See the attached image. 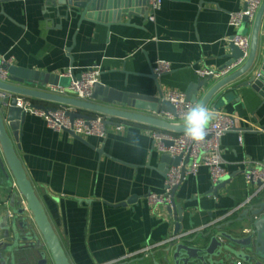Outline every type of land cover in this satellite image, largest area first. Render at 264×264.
Wrapping results in <instances>:
<instances>
[{
	"label": "crops",
	"instance_id": "1",
	"mask_svg": "<svg viewBox=\"0 0 264 264\" xmlns=\"http://www.w3.org/2000/svg\"><path fill=\"white\" fill-rule=\"evenodd\" d=\"M245 6L244 0H163L155 21L142 15L106 27L90 20L79 23L75 14L63 17V10L59 16L46 0H0V65L5 61L56 74L63 89L73 76L94 68L106 87L153 95L157 85L150 76L157 62L166 60L173 69L158 77L161 91L164 96L186 94L202 79L197 70L230 64L235 34L251 36L253 23L229 24V14ZM138 8L147 14L144 1ZM33 101L50 109L61 106ZM209 109L215 117L219 112L233 116L241 128L264 126V98L249 87L237 89L225 106ZM108 120L105 138L80 136L84 141L52 130L32 114L22 126L19 157L71 264H163L169 239L225 221L219 219L255 190L243 171L249 160L264 163V133L248 130L240 141L237 132H229L221 141L228 183L215 195L208 167L187 176L175 196L185 210L176 235V215L168 205L147 199L150 193H164L168 172L152 135L156 127ZM5 184L0 166V238L12 214ZM260 195L264 191L255 197ZM148 246L153 248L147 256L131 255ZM0 264L6 263L0 258Z\"/></svg>",
	"mask_w": 264,
	"mask_h": 264
},
{
	"label": "water",
	"instance_id": "2",
	"mask_svg": "<svg viewBox=\"0 0 264 264\" xmlns=\"http://www.w3.org/2000/svg\"><path fill=\"white\" fill-rule=\"evenodd\" d=\"M143 1L148 6V0H46V3L57 9L59 16L63 10V17L78 15L79 23L90 20L110 27L111 24L121 23L123 18L131 20L134 16L142 15L148 18V12L146 14L138 8ZM263 18L264 0L253 22L250 53L246 63L220 80L209 76L190 84L185 94L186 102H202L208 108L219 109L231 100L237 89L243 87L253 89L264 98V36L261 34ZM244 21L245 24L248 23V18L245 17ZM230 49L231 62L241 57V51L232 41ZM2 67L8 71L10 82H0V90L13 95L7 107H0V166L6 178V184L2 188L9 194L8 206L12 214L5 234L0 238V258L6 264H71L18 154L22 126L28 113L17 106L15 96L73 107L75 111L68 112L71 120H89L103 115L107 117L106 125L111 123L108 120L111 117L175 133H184L183 123L172 124L145 114L146 111H165L176 115L175 107L165 98L158 85V76L154 73L150 77L156 82L157 94L122 92L96 82L92 100L82 101L46 90L47 87L60 86V77L56 74L7 63ZM80 78L81 76H73V80ZM239 79L242 82L232 86ZM34 107L45 109L36 104ZM67 132L84 141L74 132ZM181 159V156L172 158L162 155V162L168 165V169L171 165H178ZM188 162L189 158L185 160V164ZM229 178L221 179L211 192L217 195ZM180 186L172 190V204L168 206L176 215V235L182 229L180 222L185 211L175 199ZM168 244L164 250L163 264H264V195L255 197L225 221L182 235Z\"/></svg>",
	"mask_w": 264,
	"mask_h": 264
},
{
	"label": "built area",
	"instance_id": "3",
	"mask_svg": "<svg viewBox=\"0 0 264 264\" xmlns=\"http://www.w3.org/2000/svg\"><path fill=\"white\" fill-rule=\"evenodd\" d=\"M246 6L243 10L231 12L229 14V24L233 27L240 28L244 23L245 17L248 18V23H253L256 14L262 4L263 0H244ZM163 0H148V19L155 21L157 12L162 6ZM241 51L242 55L234 60L224 68L214 70H197L200 78L212 76L214 79L220 80L232 74L237 69L241 68L247 61L251 47V36L248 33H237L231 40ZM5 61L2 62V65ZM172 65L166 60H159L153 69V73L158 77L172 71ZM71 75V73H69ZM100 72L98 69L91 68L85 70L81 74L79 80H73L68 89L59 87H50L49 92L66 96L68 93L74 95L78 100L91 101L93 95V88L96 82L99 81ZM0 82L8 83L9 73L0 65ZM13 98L12 93L0 90V107L5 108L8 106L9 101ZM17 106L28 114L42 118L47 126L54 131H72L79 136H96L105 138L107 128L105 121L107 117L97 115L94 119L75 118L71 120L68 112L75 111L73 107H66L64 105L58 108H45L38 109L34 107L32 99L15 96ZM165 98L173 104L176 109V115L167 113L165 111H146L145 114L154 118L166 121L172 124L183 123L182 115L186 107L191 102H186V95L180 91H171ZM248 130H255L264 133V126L255 128H241L238 120L233 116L219 112L215 119L209 125L208 134L203 142L194 143L186 139L184 133H175L171 130L155 128L153 130V138L156 142L158 153L162 155H169L172 158L181 156L182 159L178 165H171L168 169L165 180V191L162 194L150 193L147 196L149 202L154 204H172V190L181 185L187 176L196 174L201 166H206L210 170L211 180L213 185H217L221 179L229 176L228 170L225 168V162L222 157L221 141L222 137L229 132H237L239 140H242V134ZM189 158V162L185 164V160ZM244 178L247 184L254 185L255 190L251 196L239 205L235 210L224 214L219 220H224L230 217L235 211L242 209L245 205L249 204L252 199L264 191V163L249 160L245 163ZM23 205L26 207L25 202ZM178 236L169 239L174 241ZM162 245V244H161ZM152 246H148L131 255L143 254L147 256Z\"/></svg>",
	"mask_w": 264,
	"mask_h": 264
},
{
	"label": "clouds",
	"instance_id": "4",
	"mask_svg": "<svg viewBox=\"0 0 264 264\" xmlns=\"http://www.w3.org/2000/svg\"><path fill=\"white\" fill-rule=\"evenodd\" d=\"M214 118L215 113L202 102L190 103L182 115L186 139L194 143L203 142Z\"/></svg>",
	"mask_w": 264,
	"mask_h": 264
},
{
	"label": "trees",
	"instance_id": "5",
	"mask_svg": "<svg viewBox=\"0 0 264 264\" xmlns=\"http://www.w3.org/2000/svg\"><path fill=\"white\" fill-rule=\"evenodd\" d=\"M33 101V100H32ZM34 102V101H33Z\"/></svg>",
	"mask_w": 264,
	"mask_h": 264
}]
</instances>
